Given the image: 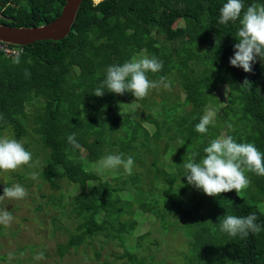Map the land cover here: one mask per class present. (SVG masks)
Segmentation results:
<instances>
[{"label": "trees", "instance_id": "trees-1", "mask_svg": "<svg viewBox=\"0 0 264 264\" xmlns=\"http://www.w3.org/2000/svg\"><path fill=\"white\" fill-rule=\"evenodd\" d=\"M65 2L0 0V23H49ZM224 2L83 0L66 37L8 43L14 54L0 49V130L7 127L17 139H28L32 131L38 139L35 178L41 179L40 189L49 184L55 194L51 205L61 210L51 221L53 232L68 234L57 244L60 255L87 245L95 249V240L100 249L109 239L120 240V235L110 233L111 224L136 237L133 250L119 256L126 258L125 264L157 263L155 255L142 253L149 250L151 231L140 233V223L153 217L164 233L185 236L187 264H264V226L243 239L221 233L218 227L225 214L253 212L264 225V176L246 172L249 185L239 195L231 190L215 197L187 185L183 177V162H198L203 148L220 135L253 143L264 152V66L258 61L250 73L230 66L239 24L218 23ZM254 2L260 0H245V7ZM180 20L182 25L177 24ZM143 53L163 62L159 72L147 75L151 80L166 77L167 89L160 86L137 99L131 93H91L104 78L106 66ZM17 55L19 62L14 63ZM177 85L180 93H175ZM218 89L226 92L224 97H216ZM129 98L135 109L138 106L136 116L115 109ZM83 106L92 113L84 116ZM209 109L216 113L213 123L206 133H197L195 125ZM71 133L80 149L67 143ZM110 152L132 156L131 172L102 178L92 167ZM64 184L73 188L66 190ZM189 188L191 200L185 198ZM58 219L73 224H58Z\"/></svg>", "mask_w": 264, "mask_h": 264}, {"label": "clouds", "instance_id": "clouds-1", "mask_svg": "<svg viewBox=\"0 0 264 264\" xmlns=\"http://www.w3.org/2000/svg\"><path fill=\"white\" fill-rule=\"evenodd\" d=\"M95 3V0H93ZM238 22L236 41L233 44V54L229 57V64L241 68L244 72L253 71V66L259 61L264 66V0L251 3L245 7V0H226L219 9L218 23ZM14 63L19 62L17 55ZM163 67V62L157 57L143 56L126 60L123 63L106 66L104 78L99 81L91 92L97 97L105 92L123 95L131 93L136 99L146 96L151 89L162 86L167 89L170 84L164 76L159 80H151L148 73H157ZM248 82L245 80L244 83ZM213 123V112L206 111L195 125L197 133H206L208 126ZM76 134L67 135L66 141L74 150L81 145L76 140ZM203 157L197 162L194 159L184 161L186 169L183 177L187 185L208 196H218L220 193L247 188L249 179L246 172L264 176V152L258 150L253 143L237 142L232 135H220L212 139L203 148ZM193 157L196 155L192 154ZM38 162L33 160L21 139L14 135H0V170H15L27 165L33 167ZM134 160L132 156L125 157L123 153L110 152L102 156L97 162V171L123 168L131 172ZM37 173L33 172L35 178ZM25 188L20 184L5 187L0 199H23ZM219 218L218 227L221 233L230 237L246 238L257 233L262 226L258 223L257 215L249 213L246 216L225 214ZM13 219L11 211L0 209V225H8ZM44 253H38L37 258H43Z\"/></svg>", "mask_w": 264, "mask_h": 264}, {"label": "rangeland", "instance_id": "rangeland-1", "mask_svg": "<svg viewBox=\"0 0 264 264\" xmlns=\"http://www.w3.org/2000/svg\"><path fill=\"white\" fill-rule=\"evenodd\" d=\"M177 24L182 25L183 21L180 20ZM143 56H145L144 53ZM174 89L175 93H180L178 85ZM215 93L218 98L224 97L226 94L225 91L219 89ZM181 96L183 98V94ZM130 101L131 98L125 104L115 105V109L123 113L127 111L132 116H136L138 106L135 109ZM90 109L83 106V115H90L92 113ZM208 111L213 112L212 109ZM215 114L213 113V118ZM148 121L145 120V124ZM147 126L151 129V125L148 124ZM6 128L0 130V135H14V133L8 132ZM29 133L32 134L28 136V139L23 137L20 139L24 145L29 143L27 149L31 151L33 157L37 150L38 139L32 131ZM32 139H35L33 144H31ZM35 166L28 167L24 165L15 170H0V190H2L0 195L3 194L5 187H11L13 184H20L26 190V196L23 199H0V209L7 208L13 216L8 225H0L2 231L0 232V254L4 256V259H0V264H19L20 261L23 264H125L126 258H119V256L124 254L126 249L133 250L136 237L120 232L118 227L112 226L106 219L100 221L104 224H110L111 232H109L120 235V240L109 239L102 249H100L99 241L95 240L93 243L95 249L92 245H87L85 248L80 247L76 251L72 249L64 255L58 253L57 244L64 242L68 234L64 230L53 232L55 227L52 226L51 221L55 215H61V210L59 207L54 208L51 205L55 194H52L49 184H43L42 189L38 187L41 179L32 176ZM92 168L97 171L96 163L93 164ZM98 173L106 179L124 173V169H109ZM26 177H29V179L25 180ZM8 182H10V186H7ZM71 187L73 188L72 185L64 184L63 188L67 190ZM185 198L192 199L190 188L187 190ZM38 205H42L41 208H38ZM57 223L69 226L73 224L72 221L69 222L64 219L62 221L58 219ZM140 224V233L151 231L152 238L150 242H147L149 250H142L143 254L151 253L155 255L156 261H159L158 264H162L161 261H164V264H187V259L183 254L187 251L189 244L182 233L176 234L173 231L164 233L165 231L161 229L153 217L144 220ZM32 244H34L33 248L30 247ZM20 248H23L22 252ZM94 250L100 251L102 255L97 257ZM39 252L44 253L43 258H37ZM198 264L204 263L199 262Z\"/></svg>", "mask_w": 264, "mask_h": 264}, {"label": "water", "instance_id": "water-1", "mask_svg": "<svg viewBox=\"0 0 264 264\" xmlns=\"http://www.w3.org/2000/svg\"><path fill=\"white\" fill-rule=\"evenodd\" d=\"M83 0H66L60 14L51 22L35 27H14L0 23V41L27 45L44 39L59 40L69 34Z\"/></svg>", "mask_w": 264, "mask_h": 264}, {"label": "built area", "instance_id": "built-area-1", "mask_svg": "<svg viewBox=\"0 0 264 264\" xmlns=\"http://www.w3.org/2000/svg\"><path fill=\"white\" fill-rule=\"evenodd\" d=\"M96 1H100V0H96ZM0 49L3 50V51H5V52L8 53V54H14V53H17L16 50H14V49H12V48H10V47L8 46V43H3V42H1V41H0Z\"/></svg>", "mask_w": 264, "mask_h": 264}]
</instances>
